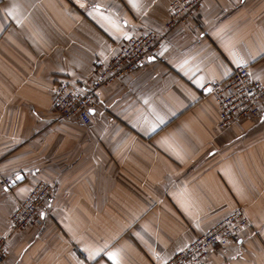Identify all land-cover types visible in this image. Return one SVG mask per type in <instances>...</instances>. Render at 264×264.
<instances>
[{
	"label": "crops",
	"instance_id": "obj_1",
	"mask_svg": "<svg viewBox=\"0 0 264 264\" xmlns=\"http://www.w3.org/2000/svg\"><path fill=\"white\" fill-rule=\"evenodd\" d=\"M170 2L0 0L6 264H167L238 206L252 228L203 264H264V105L219 129L217 102L200 92L242 65L264 84V0H202L194 20L100 90L89 125L54 110L56 79L82 80L129 35L160 29ZM39 180L54 185L42 223L11 231Z\"/></svg>",
	"mask_w": 264,
	"mask_h": 264
},
{
	"label": "built area",
	"instance_id": "obj_2",
	"mask_svg": "<svg viewBox=\"0 0 264 264\" xmlns=\"http://www.w3.org/2000/svg\"><path fill=\"white\" fill-rule=\"evenodd\" d=\"M202 0H171L169 18L160 29L147 28L131 34L116 45L108 57H98L92 72L82 80L58 78L52 85L54 110L62 120L89 125L92 112L100 104V90L136 71L148 57L160 48L166 35L181 25L195 19ZM202 96H212L220 115L218 128L226 129L242 119L259 117L264 105V84L252 75L249 65L238 66L226 79H211L200 89ZM12 179L2 178L4 188ZM54 199V185L46 180L37 181L10 216L11 231H22L42 223ZM252 228L244 207L238 206L229 215L203 231L184 249L177 252L167 264H203L214 253L230 242H237L243 233ZM80 257L87 259L84 250L76 247ZM10 252V236H0V264H6Z\"/></svg>",
	"mask_w": 264,
	"mask_h": 264
},
{
	"label": "water",
	"instance_id": "obj_3",
	"mask_svg": "<svg viewBox=\"0 0 264 264\" xmlns=\"http://www.w3.org/2000/svg\"><path fill=\"white\" fill-rule=\"evenodd\" d=\"M13 184L16 183L15 181L12 182Z\"/></svg>",
	"mask_w": 264,
	"mask_h": 264
},
{
	"label": "snow or ice",
	"instance_id": "obj_4",
	"mask_svg": "<svg viewBox=\"0 0 264 264\" xmlns=\"http://www.w3.org/2000/svg\"><path fill=\"white\" fill-rule=\"evenodd\" d=\"M110 258H114V257H110Z\"/></svg>",
	"mask_w": 264,
	"mask_h": 264
}]
</instances>
